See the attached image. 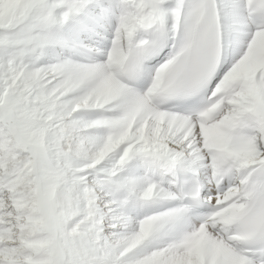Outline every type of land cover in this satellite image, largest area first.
Returning a JSON list of instances; mask_svg holds the SVG:
<instances>
[{
	"label": "snow or ice",
	"instance_id": "1",
	"mask_svg": "<svg viewBox=\"0 0 264 264\" xmlns=\"http://www.w3.org/2000/svg\"><path fill=\"white\" fill-rule=\"evenodd\" d=\"M0 264H264V0H0Z\"/></svg>",
	"mask_w": 264,
	"mask_h": 264
}]
</instances>
